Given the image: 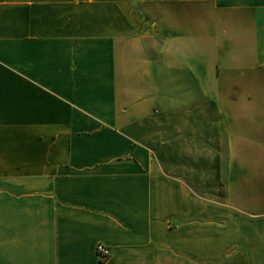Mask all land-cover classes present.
Wrapping results in <instances>:
<instances>
[{"label": "crops", "instance_id": "obj_1", "mask_svg": "<svg viewBox=\"0 0 264 264\" xmlns=\"http://www.w3.org/2000/svg\"><path fill=\"white\" fill-rule=\"evenodd\" d=\"M0 264H264V0H0Z\"/></svg>", "mask_w": 264, "mask_h": 264}, {"label": "built area", "instance_id": "obj_2", "mask_svg": "<svg viewBox=\"0 0 264 264\" xmlns=\"http://www.w3.org/2000/svg\"><path fill=\"white\" fill-rule=\"evenodd\" d=\"M96 250H97V253L99 254V256L102 258L107 257L109 254V249L101 243H99L97 245Z\"/></svg>", "mask_w": 264, "mask_h": 264}]
</instances>
